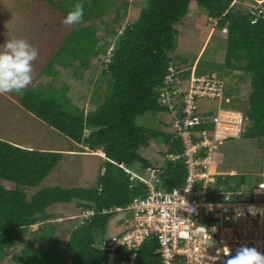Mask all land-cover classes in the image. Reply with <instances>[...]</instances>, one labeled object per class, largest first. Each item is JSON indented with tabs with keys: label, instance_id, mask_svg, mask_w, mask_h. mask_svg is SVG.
<instances>
[{
	"label": "trees",
	"instance_id": "obj_1",
	"mask_svg": "<svg viewBox=\"0 0 264 264\" xmlns=\"http://www.w3.org/2000/svg\"><path fill=\"white\" fill-rule=\"evenodd\" d=\"M36 1L43 4L45 12H38L37 4L24 8L21 2V13L30 14L21 16L22 20L29 18L32 23L45 20L47 25L51 21L62 27L65 16L77 3L84 7L80 24L72 25L66 35L59 33L57 39L49 37L51 56L40 77L56 80L66 70H76L85 76L92 69L93 60L104 53L109 56L108 62L104 63L107 69L102 72L108 79L107 92L103 102L90 112L73 103L66 85L59 88L50 83L10 95L18 97L25 111L61 133L76 147H84L82 153L101 151L106 157L102 169L105 171L92 188L52 187L29 199L22 188L39 187L59 167L66 153L28 149L0 139V263L17 243L25 240L32 227L39 226L38 233L32 238L37 246L33 243L25 246L20 255L12 258L14 264H64L66 257L67 264H104L109 256L105 237L110 222L117 217L111 210L128 208L134 200L148 196L147 185L139 178L132 179L134 174L147 178L148 170L158 169L157 187L167 192L181 189L186 184L185 159H168L184 154L185 146L178 132H165L140 123L141 118L150 113L155 117L171 116V126L186 118V94L177 99L175 107L164 104L161 99L171 68L184 83L191 79L192 73L196 77L216 74L221 82L228 76L233 77V72L245 73L250 91L244 114L245 129L240 139L264 140V15L237 5L235 0H137L142 4L140 17L125 23L130 5L121 0ZM194 5L217 23V29L227 31L225 61L223 65L214 63L211 70L205 67L204 55L198 60L196 71H192L194 60L177 52L180 37L183 38L178 26ZM47 6H50L49 10ZM113 14L111 25L106 22V17ZM95 20L103 27L104 36L98 34L97 26L89 24ZM108 38L113 40L112 51ZM97 62L101 65L100 59ZM241 80L237 78V82ZM223 90V99H204L217 102L219 108L234 109L237 93L225 86ZM226 98L231 99L230 104L226 103ZM204 99L197 98V105ZM215 113L200 112L199 107L197 116L203 123L189 131H212L214 125L208 119ZM151 143L159 145V154L166 159L160 168L144 156ZM262 180L260 177L259 184ZM254 183L248 176L238 174L225 179L219 177L214 188L248 193L257 187ZM73 203L81 211L94 212V215L68 234L61 225L64 223L57 222L62 215L50 213V209ZM119 224L120 221L117 229ZM157 248L155 244L145 245L140 253L141 261L148 263Z\"/></svg>",
	"mask_w": 264,
	"mask_h": 264
},
{
	"label": "rangeland",
	"instance_id": "obj_2",
	"mask_svg": "<svg viewBox=\"0 0 264 264\" xmlns=\"http://www.w3.org/2000/svg\"><path fill=\"white\" fill-rule=\"evenodd\" d=\"M21 2H23L22 7L24 8L37 4L40 7V11L38 12H45L42 7L43 4L36 0H0V45H3L8 39H25L38 51V57L33 62L32 82L26 88L36 89L40 85L45 86L50 83L59 88L66 85L70 89L69 96L73 98L75 105L79 109L85 112L94 111L99 106V103L103 102L107 92L108 79L103 77L102 72L104 69H107V64L104 63L108 62V54L101 53V56L98 57L101 65L97 62L99 59L93 60L92 69L85 76L76 70H66L56 80L41 78V70L45 66L47 59L51 56L52 51V47L48 42L49 37L55 36L57 39L59 33L66 35L71 31L73 26L63 24L62 27H57L51 21L47 25L45 20L32 23L29 18H26V21H24L22 17H27L30 14L21 13L19 10ZM121 2H127L130 5V12L128 11L129 17L124 19L125 23L136 21L140 17L142 4L138 3L137 0H121ZM235 3L242 5L245 9L260 10L264 13V4L260 0H235ZM47 9L49 10L50 6H47ZM113 19L114 14L109 15L106 17V22L112 25ZM89 24L97 26L98 34L104 36V29L102 26H99V21H91ZM181 24L178 26V30L182 33L183 38L181 39L180 37L177 52L181 56L191 57L194 60L192 71H196L197 62L202 55H204L203 61L208 70L212 69L214 63L223 65L227 47L225 30L217 29V23L211 20L205 11L195 5ZM110 43L112 44L111 51L113 50V40ZM205 44L206 48H204ZM231 75L233 77L228 76L224 79V86L228 90L233 89L237 93L233 101V107L245 114L248 108L247 98L250 91L249 78L242 71L233 72ZM76 77H78L77 80L75 79ZM237 78H242V80L237 82ZM183 88H189L186 82L183 84ZM10 94L0 93V139L28 149L57 150L62 153L69 150L76 152L67 154L59 167L39 187L22 188L27 193L28 198L30 199L42 190L52 187L88 189L96 186L100 176L104 174L102 169L104 168L105 161L94 153L92 155L82 153L81 151L85 149H78L68 138L25 111L21 107L18 97ZM199 107L200 112L210 110L215 113L219 105L217 102L204 99L200 101ZM141 120L140 123L144 126L161 129L165 132L176 131L175 125L171 126L173 120L169 115H157L155 117V115L150 113L143 116ZM96 153L102 154L101 151ZM159 153V145L151 143V147L144 152V156L150 159L155 167L160 168L165 164L166 159L162 158ZM219 155L222 165L225 167L224 170L230 171L236 169L239 174L248 176L255 182V186L259 187L260 177L264 178V140L230 139L219 150ZM218 163L221 165V161H218ZM147 178H150L149 175ZM76 205V203L66 206L59 205L50 209V213L62 215L57 222L58 224L64 223V225H61L63 228L65 227L66 231L68 230V234L80 224V217H82L81 208ZM119 220L120 217H115L110 222L109 230L105 237L106 241L111 240L113 236L118 234L117 222ZM38 231L39 226L32 227L25 240L22 243H17L0 264H14L12 258L20 255L25 246L33 243L36 247L37 243L32 238L33 234L38 233ZM67 261L68 257L64 259L63 263L67 264Z\"/></svg>",
	"mask_w": 264,
	"mask_h": 264
},
{
	"label": "built area",
	"instance_id": "obj_3",
	"mask_svg": "<svg viewBox=\"0 0 264 264\" xmlns=\"http://www.w3.org/2000/svg\"><path fill=\"white\" fill-rule=\"evenodd\" d=\"M170 72L161 93L162 102L175 107L181 95L187 96L186 118L175 123L185 151L168 159H185L186 184L167 192L157 187L158 169L148 170L149 179L134 174L133 179L139 178L147 185L148 196L134 200L128 208L111 210L120 217L119 232L106 242L109 256L104 264H227L228 257L216 259L218 250L226 252L228 247L235 254L241 246L256 247L264 253V213L252 216L247 211L250 205L264 209V200L257 201L255 197L241 201L214 188L217 177L223 175L212 170L214 153L227 140L241 138L246 122L244 113L220 107L208 119L214 125L212 131L190 132V128L203 123L197 116L196 99H223L224 84L216 75L196 77L192 73L189 88L184 89V81L177 77L176 70L171 68ZM230 102L226 98V103ZM255 194L264 196V184ZM208 205L213 206L212 210ZM238 212L243 215L238 216ZM90 214L93 213L87 216ZM148 244L158 248L146 263L141 261L140 253Z\"/></svg>",
	"mask_w": 264,
	"mask_h": 264
},
{
	"label": "clouds",
	"instance_id": "obj_4",
	"mask_svg": "<svg viewBox=\"0 0 264 264\" xmlns=\"http://www.w3.org/2000/svg\"><path fill=\"white\" fill-rule=\"evenodd\" d=\"M258 11L259 15H264L263 12ZM84 16V7L82 3H77L72 11H70L62 21L65 25H78L82 22ZM226 31V30H225ZM227 32V31H226ZM112 51V50H111ZM38 57V51L25 39H8L3 45H0V93H20L32 82L33 62ZM189 84L188 82H186ZM235 110V109H233ZM240 111V110H237ZM240 139V138H239ZM92 155V153H87ZM100 156L103 160L106 159L105 155L94 153ZM156 169V168H154ZM105 171V170H103ZM150 176V173H148ZM236 176V175H234ZM226 178L228 176H219ZM217 177V183L218 178ZM133 179V178H132ZM148 179V178H147ZM264 180V178H263ZM264 181L256 187L253 192H227L235 196L237 200L248 201V199L254 200L257 197V201L264 200V196L256 195L255 191L261 188ZM224 191V190H219ZM225 192V191H224ZM228 199V198H227ZM209 210H212L213 206L208 205ZM248 213L252 216L264 213V209H258L254 205L248 206ZM91 212H83L80 223L93 214L88 215ZM237 215H243L242 212H238ZM119 217V216H117ZM224 254H221V253ZM228 257L227 264H264V253L259 251L256 247L241 246L235 250V254L227 247L226 252L223 249L218 250L216 259Z\"/></svg>",
	"mask_w": 264,
	"mask_h": 264
},
{
	"label": "crops",
	"instance_id": "obj_5",
	"mask_svg": "<svg viewBox=\"0 0 264 264\" xmlns=\"http://www.w3.org/2000/svg\"><path fill=\"white\" fill-rule=\"evenodd\" d=\"M260 2L262 3V4H264V0H260ZM204 48H206V44H205V46H204ZM226 51V50H225ZM73 103H74V100H73ZM75 104V103H74ZM206 112H211L210 110H206ZM225 146V144L221 147V148H223ZM78 147V149H82L83 150V148L84 147H82V146H77ZM220 148V149H221ZM219 149V150H220ZM57 151V150H56ZM58 152H60V151H58ZM66 153V155L67 154H73V153H76L75 151H71V150H69V151H66L65 152ZM214 161H215V164L213 165V167H212V170L215 172V173H219V174H223L224 176H234V175H238L239 174V172L236 170V169H233V170H230V171H227V170H224L225 169V167L222 165V160H221V157H220V155H219V151H218V154H217V152H215L214 153ZM218 161H221V165H219V163H218ZM225 179V178H224ZM264 180H262L261 182H263ZM215 187V186H214Z\"/></svg>",
	"mask_w": 264,
	"mask_h": 264
}]
</instances>
